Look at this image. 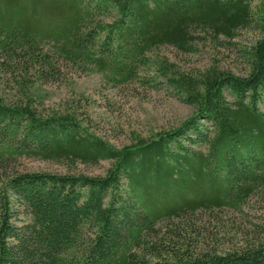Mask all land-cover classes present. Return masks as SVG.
<instances>
[{
	"label": "trees",
	"instance_id": "1",
	"mask_svg": "<svg viewBox=\"0 0 264 264\" xmlns=\"http://www.w3.org/2000/svg\"><path fill=\"white\" fill-rule=\"evenodd\" d=\"M251 26L246 75L190 76L151 55ZM64 66L119 85L161 77L194 113L116 148L73 106L35 108ZM1 71L19 93L0 97V264H264V240L219 252L202 218L264 195V0H0ZM22 156L111 164L98 176L29 172L13 167Z\"/></svg>",
	"mask_w": 264,
	"mask_h": 264
},
{
	"label": "rangeland",
	"instance_id": "2",
	"mask_svg": "<svg viewBox=\"0 0 264 264\" xmlns=\"http://www.w3.org/2000/svg\"><path fill=\"white\" fill-rule=\"evenodd\" d=\"M260 36V31L251 26L238 31L235 38L219 41L207 40L196 44L195 51L182 53L171 46H160L152 56L166 63L172 69L190 76L200 75L205 69L216 65L238 75L249 70V49ZM64 78L46 82L39 86L40 97L35 99L38 112L57 113L71 110L81 115L90 132L106 140L112 146L121 148L132 143L136 137H152L155 134L178 127L194 113V107L181 100L176 90L161 77L156 87H149L135 81L116 84L106 75L76 71L64 66ZM153 73L151 68L148 74ZM161 81V83H160ZM16 82L10 73L0 72V97L6 101L18 96ZM264 109V106L261 105ZM205 149L204 146L201 147ZM111 161L98 163L59 162L37 157H18L14 168L19 171H47L58 174L81 173L103 175ZM212 216H203L205 225L218 230L207 238L219 252L247 248L264 240V195L253 196L242 210L225 209ZM211 231V229H209Z\"/></svg>",
	"mask_w": 264,
	"mask_h": 264
}]
</instances>
